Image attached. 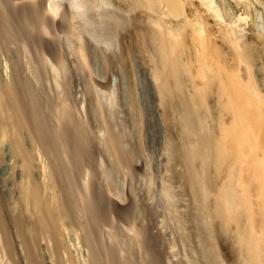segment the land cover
<instances>
[{
  "label": "bare ground",
  "instance_id": "6f19581e",
  "mask_svg": "<svg viewBox=\"0 0 264 264\" xmlns=\"http://www.w3.org/2000/svg\"><path fill=\"white\" fill-rule=\"evenodd\" d=\"M261 14L0 0V264H264Z\"/></svg>",
  "mask_w": 264,
  "mask_h": 264
},
{
  "label": "rangeland",
  "instance_id": "374dc122",
  "mask_svg": "<svg viewBox=\"0 0 264 264\" xmlns=\"http://www.w3.org/2000/svg\"><path fill=\"white\" fill-rule=\"evenodd\" d=\"M246 20H248V17H247ZM257 23H258V25H261L262 28L264 27V22H263V19H262V14L257 19ZM245 26H247V25H245ZM0 64H1V72H2V75H1V78H0V82H3V81L6 80V78H7L6 76L9 74V71H8L9 70L8 60H7V57H6V55H5V53H4L3 50H0ZM96 64H97V65H95L96 66V72L98 74H102L101 71L99 72V70H102L101 62L98 61V62H96ZM112 75H113V73L109 76V81L115 82L117 80V76L115 74L113 76ZM147 105H148V103H147ZM146 130H147V134H151V131H150V129H149L148 126H147ZM3 151H4V157L3 158L0 157V190H1V193L6 198V193H7L6 190L11 185L9 184V182H10V175H9V171H10V161L6 157V156L9 155V151H8V148L6 147L5 144L3 145ZM138 168H140V166H138ZM177 169L180 170V167H177L175 170L178 171ZM139 172L141 173L142 171H139ZM178 189L180 190L179 187H178ZM70 243H71V245H70ZM68 244H69L68 245V249H69L70 255L73 257V259L76 261V263L77 264H85L84 249L86 248V246L85 245H81V247H80L81 248V252H79V250L75 246V243H74V241L72 239L69 240ZM18 249H20V248L18 247ZM40 249H41L40 250V253H41L42 264H48L47 263L46 253L43 251L42 247ZM221 249H222V254H223V257H224L225 261L226 262H229V263L232 262L233 261L232 258L229 257L230 254H231V251H230V248L228 247V245L226 243L222 244ZM43 253H44V255H43Z\"/></svg>",
  "mask_w": 264,
  "mask_h": 264
}]
</instances>
